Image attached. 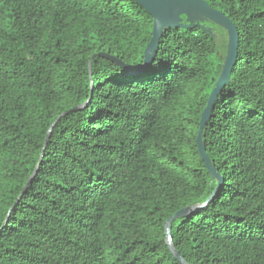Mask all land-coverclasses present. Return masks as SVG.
Masks as SVG:
<instances>
[{"label":"trees","instance_id":"obj_1","mask_svg":"<svg viewBox=\"0 0 264 264\" xmlns=\"http://www.w3.org/2000/svg\"><path fill=\"white\" fill-rule=\"evenodd\" d=\"M204 1L237 30L202 131L222 183L172 243L187 264H264V0ZM152 25L134 0H0V264H181L164 223L218 185L196 134L227 32L164 28L147 65Z\"/></svg>","mask_w":264,"mask_h":264},{"label":"water","instance_id":"obj_2","mask_svg":"<svg viewBox=\"0 0 264 264\" xmlns=\"http://www.w3.org/2000/svg\"><path fill=\"white\" fill-rule=\"evenodd\" d=\"M137 4L145 9V11L152 17V32L151 38L145 49V58L147 65L150 64L157 52L159 45V38L162 34L164 28H173V27H190L194 20H211L214 23L221 25L227 32V44H226V52L222 63V68L217 78L214 89L212 90L206 108L204 109L200 122L198 131L196 134V146L201 156L205 167L207 168L209 174L217 180L218 185L216 189L212 192L208 200H206L202 204H195L184 207L174 214L169 216L164 223V233L166 237V243L168 245L169 250L173 254V256L181 263L187 264V262L183 259V257L177 252L172 243V237L170 233V225L171 222L177 218L184 217L189 215L191 212L197 210L198 208L204 206L209 200H211L216 194L217 189L220 187L222 183V177L216 172L213 165L211 164L208 155L205 152L204 145L202 143V131L206 122L211 117L212 109L215 102L218 99L219 93L225 86L226 82L229 78L230 69L234 63L236 56V48H237V30L235 26L231 23L230 19L224 15L222 12L211 8L204 0H134ZM184 14L186 16L187 24L181 23L180 15ZM109 59L113 60L117 64L123 66L130 74H137L139 72L138 69H135L131 66L123 64L117 58L108 56ZM81 106L74 107L73 109H77ZM72 109V110H73ZM69 110L63 112L60 116L68 113ZM58 116L57 119L60 117ZM54 126V123L50 126L47 135L46 141L50 136L51 130ZM45 141V142H46ZM45 148V143L42 148ZM42 156V154H41ZM41 162V157L38 162ZM38 166L33 171L32 175L29 178L28 183L25 185L23 191L24 192L28 184L32 181L35 176ZM20 194V196H21ZM19 196V197H20Z\"/></svg>","mask_w":264,"mask_h":264}]
</instances>
